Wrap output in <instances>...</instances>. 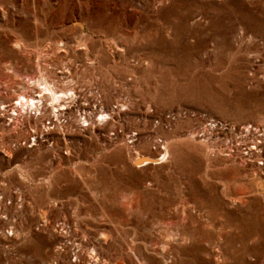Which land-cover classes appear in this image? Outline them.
Returning a JSON list of instances; mask_svg holds the SVG:
<instances>
[{
  "label": "rangeland",
  "instance_id": "obj_1",
  "mask_svg": "<svg viewBox=\"0 0 264 264\" xmlns=\"http://www.w3.org/2000/svg\"><path fill=\"white\" fill-rule=\"evenodd\" d=\"M42 76L116 118L0 129V264H264V0H0V97Z\"/></svg>",
  "mask_w": 264,
  "mask_h": 264
},
{
  "label": "bare ground",
  "instance_id": "obj_2",
  "mask_svg": "<svg viewBox=\"0 0 264 264\" xmlns=\"http://www.w3.org/2000/svg\"><path fill=\"white\" fill-rule=\"evenodd\" d=\"M36 19H39L38 15H35ZM2 25V24H1ZM3 26V25H2ZM19 39V38H18ZM6 42V41H5ZM61 42V41H60ZM59 46V45H58ZM51 47H56L57 44L52 45ZM52 48V49H54ZM48 51V50H47ZM12 65V64H11ZM47 68V67H46ZM17 69V68H16ZM47 70V69H46ZM35 71V70H34ZM55 73V72H54ZM4 75V74H3ZM49 75V74H48ZM47 75V76H48ZM53 75V74H52ZM7 76V75H6ZM45 76V75H44ZM56 76V75H55ZM5 78V77H4ZM53 81V80H52ZM49 78L43 77L35 83L33 90L28 93H19L18 95L10 94V95H2L0 97V104L3 105V108L0 107V129H7L10 128L14 130V125H19L25 127L28 133L29 137L36 138L39 137V135H48L46 131L44 130L45 128H40L39 119L41 116L46 115L48 112L49 113H54L56 118L60 119V115H74L77 112H83L84 114V121H93L94 115H100L105 116L110 115L111 118H116V115L113 114L114 111L110 110V107L108 108L111 112H107L105 109L102 110L100 113L96 112L95 108L92 109V106L88 103H83L82 100L78 97L77 93L75 90H70L68 87H60L57 86V82L54 83L52 82ZM59 85V84H58ZM70 92V94L68 93ZM1 95V94H0ZM67 99H70V101H66ZM62 105H68L64 108H62ZM23 106L28 108L32 107L31 109L34 110V112L27 111V114L24 115L22 122L19 123L20 120V113L21 109ZM104 107V106H103ZM113 109V108H112ZM114 110V109H113ZM98 111V110H97ZM48 113V114H49ZM51 113V114H52ZM115 113V112H114ZM116 114V113H115ZM48 116V115H47ZM52 116V115H51ZM76 116V115H75ZM46 118V116H45ZM48 118V117H47ZM71 118V117H70ZM78 118V117H77ZM50 122H52L51 119L52 117H49ZM103 119V118H102ZM39 120V121H38ZM56 120V119H55ZM70 120V119H69ZM76 120V119H75ZM114 121V119H112ZM118 120V119H117ZM42 121V120H41ZM45 121V120H44ZM67 121V120H66ZM65 122V121H64ZM109 122V121H108ZM56 122L54 121V124ZM62 123V122H61ZM67 123V122H66ZM111 123V122H109ZM68 124V123H67ZM88 124V123H87ZM106 124V123H105ZM58 125L59 124H55ZM223 125V124H222ZM43 126L45 124L43 123ZM63 126V125H62ZM91 126V125H90ZM16 127V126H15ZM57 127V126H56ZM85 127V126H84ZM96 127V126H95ZM254 127V125H253ZM260 127V126H259ZM262 127V126H261ZM264 127V126H263ZM65 128V127H64ZM18 129V128H17ZM22 129V128H21ZM255 129H259L258 132H253L251 130L250 126H248V131H250L245 139L246 142H243V144L238 145V150H241L243 153L241 154V159H244L246 162L245 167H244V174L247 176L249 179H254L257 183L256 189L254 191L255 196H260V198L264 199V128H258L256 126ZM24 130V129H23ZM48 130V129H47ZM60 131V129H58ZM57 130V132H58ZM98 130H101L99 128ZM51 131V130H49ZM93 131V130H92ZM215 131V130H214ZM48 132V131H47ZM69 132V131H68ZM78 132V131H77ZM217 132V130H216ZM215 132V133H216ZM225 132L224 130H221L219 134H223ZM214 132L210 133L211 139L214 138L215 134ZM218 133V132H217ZM99 134V133H98ZM32 135V137H31ZM54 135V134H53ZM70 135V134H69ZM71 136V135H70ZM121 137V135H119ZM133 136V135H132ZM28 137V138H29ZM72 137V136H71ZM146 137V136H145ZM43 138V137H42ZM52 138V137H51ZM56 138V137H55ZM220 138V137H219ZM33 139V138H32ZM49 139V138H48ZM125 139V138H124ZM140 139V138H139ZM216 139V138H215ZM35 141V139H33ZM52 140V139H51ZM111 140V139H110ZM241 140V139H240ZM239 140V141H240ZM42 141V140H41ZM64 141V140H63ZM212 141V140H211ZM243 141V140H242ZM49 142V141H48ZM70 142V141H69ZM127 142V141H126ZM42 143V142H41ZM44 143V142H43ZM56 143V142H55ZM58 143V142H57ZM115 143V142H114ZM119 143V142H118ZM138 143V142H137ZM40 144V143H39ZM139 144V143H138ZM7 145V144H6ZM42 145V144H41ZM47 145V144H45ZM131 145V144H130ZM149 145V144H148ZM242 145L245 147L242 150ZM1 146V145H0ZM9 146V145H7ZM38 146V145H37ZM58 146V145H57ZM12 147V146H11ZM152 147V146H151ZM56 148V147H55ZM164 148L168 149V146L164 144ZM6 149V148H5ZM4 149V150H5ZM237 149V148H236ZM8 150V149H6ZM10 150H12L10 148ZM33 150V149H31ZM237 150V151H238ZM38 151V150H37ZM112 151V150H111ZM231 151V150H230ZM8 152H10L8 150ZM7 152V153H8ZM239 152V151H238ZM237 152V153H238ZM12 153V152H11ZM236 153V152H235ZM80 154V153H79ZM167 154V153H166ZM231 154V152L229 153ZM234 154V153H233ZM75 155V154H74ZM240 155V154H239ZM237 154V156L239 157ZM167 156V155H166ZM165 154L161 158H156L152 156H146V155H138L134 159V162L137 166H145L149 163H158L162 159L164 160V157H166ZM238 159V158H237ZM240 161V159H238ZM236 161V160H235ZM234 161V162H235ZM243 161V160H242ZM237 163V162H236ZM76 167V166H75ZM11 174V173H10ZM213 178V177H212ZM228 185V184H227ZM130 188V187H129ZM254 189V188H253ZM252 190V189H251ZM248 191V190H247ZM253 192V191H252ZM251 192V193H252ZM243 193V192H242ZM249 193V192H248ZM245 196V195H244ZM253 196V195H252ZM254 196V197H255ZM96 197V196H95ZM1 200V199H0ZM97 200V199H96ZM233 201H237L235 199H232ZM240 200H243V198H240ZM71 202V201H70ZM80 203V202H79ZM99 203V202H98ZM236 203V202H235ZM238 204V203H237ZM89 205V204H88ZM101 205V204H100ZM82 206V205H81ZM229 206V205H228ZM101 208V207H100ZM93 212V211H92ZM15 213V212H14ZM90 213V212H89ZM87 241V240H86ZM62 243V242H61ZM58 246V245H57ZM91 259V258H90Z\"/></svg>",
  "mask_w": 264,
  "mask_h": 264
}]
</instances>
